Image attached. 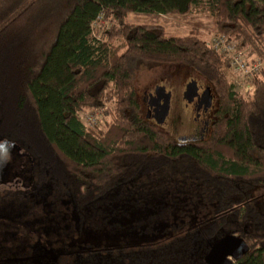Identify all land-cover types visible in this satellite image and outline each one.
Returning a JSON list of instances; mask_svg holds the SVG:
<instances>
[{
    "label": "trees",
    "instance_id": "16d2710c",
    "mask_svg": "<svg viewBox=\"0 0 264 264\" xmlns=\"http://www.w3.org/2000/svg\"><path fill=\"white\" fill-rule=\"evenodd\" d=\"M195 6L213 21L209 41L129 20L186 15ZM214 36L236 41L248 66L262 63L242 96ZM167 65L191 69L221 101L209 135L195 145L138 115L135 71ZM96 113L103 117L83 123ZM0 144L28 155L33 178L30 189L7 188L0 199L49 189L77 210L122 183L175 169L214 204L198 238L203 253L190 264H206L222 232L250 247L234 264H264V213L249 199L264 185V0H0Z\"/></svg>",
    "mask_w": 264,
    "mask_h": 264
},
{
    "label": "rangeland",
    "instance_id": "374dc122",
    "mask_svg": "<svg viewBox=\"0 0 264 264\" xmlns=\"http://www.w3.org/2000/svg\"><path fill=\"white\" fill-rule=\"evenodd\" d=\"M129 20L161 25L168 36L198 33L209 41L214 34L212 19L200 6L186 15L131 13ZM125 45L120 43L118 49ZM192 79L207 85L185 67L136 70L138 115H145L141 97L156 85H164L172 92V110L162 129L174 140L190 135L195 115L191 108L183 109L186 101L182 93ZM227 80L237 95L247 91L237 73L230 70ZM214 96L212 116L221 104L215 92ZM90 115L83 116L86 125L103 117L100 113ZM31 182L26 187L0 184V195L7 188L26 191ZM249 195L250 205L264 213V185L253 187ZM74 205L71 197H57L49 189L22 199H0V264H190L203 253L198 238L214 211V204L203 200L199 190L188 186L175 169L155 181L122 183L83 208L76 210ZM224 235L226 232L220 237Z\"/></svg>",
    "mask_w": 264,
    "mask_h": 264
},
{
    "label": "water",
    "instance_id": "95a60500",
    "mask_svg": "<svg viewBox=\"0 0 264 264\" xmlns=\"http://www.w3.org/2000/svg\"><path fill=\"white\" fill-rule=\"evenodd\" d=\"M171 91H167L164 85H156L153 93L147 101L149 108H154L153 118L158 125L165 123L170 111ZM198 98V108L204 106L207 110L212 105V94L209 87H206L201 95L198 93L196 80L189 81L183 92V99L187 104L192 103ZM149 117V115H147ZM179 140H186L182 136ZM17 146L0 144V184H6L10 175L17 168L22 159L28 158V155ZM29 159V158H28ZM250 250L246 241L235 235L227 234L210 246L209 251L204 256L206 264H234Z\"/></svg>",
    "mask_w": 264,
    "mask_h": 264
},
{
    "label": "flooded vegetation",
    "instance_id": "af4514ba",
    "mask_svg": "<svg viewBox=\"0 0 264 264\" xmlns=\"http://www.w3.org/2000/svg\"><path fill=\"white\" fill-rule=\"evenodd\" d=\"M197 86H198L199 95H201L202 92L205 90V88L208 87L207 85L202 86L198 81H197ZM167 91H170V90H167ZM150 93H153V91L145 93L144 97H143L144 107H145V118L156 123L155 119L153 118L154 108H149L148 103H147V101L150 97ZM211 94H212V105L207 110L204 109V106H200V108L197 107L198 106V98H195L192 103H189V104L185 103L184 104L183 109L186 110V109L191 108V110L194 111L195 125H194V128H193L190 135H188V136L183 135V137L184 136L186 137V140H184V141L179 140L180 137H178L175 140L176 142L189 143L191 145H193V144L195 145V143L203 140L205 137H207L209 135L210 129H211V126L214 122V117H215V115L212 116V113L214 110L215 96H214V93L212 91H211ZM182 95H183V93H182ZM171 110H172V95H171V103H170V111ZM170 111H169L168 116L170 115ZM147 115H149V117H147ZM168 116H167V118H168ZM164 124H162V125H164ZM162 125H160V126H162ZM31 173H32L31 160H29L28 158H26L25 160L22 159L19 166L17 168H15L14 171L12 172V174L10 175V177H9L10 181H8L6 184H9L11 187H19L22 185L26 187V185L29 182H31L33 179Z\"/></svg>",
    "mask_w": 264,
    "mask_h": 264
},
{
    "label": "built area",
    "instance_id": "2783aa9c",
    "mask_svg": "<svg viewBox=\"0 0 264 264\" xmlns=\"http://www.w3.org/2000/svg\"><path fill=\"white\" fill-rule=\"evenodd\" d=\"M214 46L217 51L225 53L230 58L231 72L243 78V87L246 90L250 89V80L254 72H257L262 63L255 62L253 65L248 66L244 60L243 53L238 52L236 49L237 42H228L224 36L213 37Z\"/></svg>",
    "mask_w": 264,
    "mask_h": 264
}]
</instances>
